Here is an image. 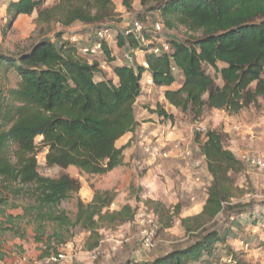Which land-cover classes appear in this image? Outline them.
<instances>
[{
    "label": "trees",
    "instance_id": "16d2710c",
    "mask_svg": "<svg viewBox=\"0 0 264 264\" xmlns=\"http://www.w3.org/2000/svg\"><path fill=\"white\" fill-rule=\"evenodd\" d=\"M134 1L121 3L129 12ZM138 1L146 12L158 13L166 29L182 26L199 36L186 42L168 40L171 51L155 55L151 50L159 45L142 46L133 37L117 32L116 46L126 52L142 51L147 70L127 62L112 65L115 58L105 43L102 57L88 62L76 44L61 40V32L53 39L47 35L53 34L54 26L69 29L77 24L90 25L96 32L92 46L101 24L112 21L111 0H57L46 8L44 0L7 2V26L19 16L36 13L39 38L16 55L0 50V190L23 202L13 205L20 210L14 216L6 215L2 207L1 232L21 240L25 229L30 228L36 243L55 252L73 237L75 229H80L89 234L94 249L100 224L112 226L133 219L129 206L110 212L115 200L111 191H95L87 204L77 198L72 218L60 210L61 203L79 193L81 183L67 174L41 176L35 141L40 139L39 145L46 150L47 168H73L80 175L102 176L121 167L124 147L117 148L116 144L138 126L134 105L142 95L145 71L158 88L174 85V72L180 73L181 86L165 90L163 96L168 105L195 121L212 110L237 115L264 98V0ZM103 64L112 65L114 79L106 78ZM204 67L214 70L221 86ZM9 74L17 78L13 87L6 85ZM155 113L164 120L172 119L159 106ZM203 135L194 143L211 182L200 213L182 220L192 242L151 262L127 264H212L217 259L216 244L237 240L243 234L240 217L249 214L248 221L254 220L251 204L233 203L242 195L233 177L244 166L225 146L220 130L209 129ZM4 200L0 198L1 206ZM149 203L159 224L167 211L160 202ZM222 213L230 224L217 230L212 225Z\"/></svg>",
    "mask_w": 264,
    "mask_h": 264
},
{
    "label": "rangeland",
    "instance_id": "374dc122",
    "mask_svg": "<svg viewBox=\"0 0 264 264\" xmlns=\"http://www.w3.org/2000/svg\"><path fill=\"white\" fill-rule=\"evenodd\" d=\"M8 1L10 0L0 1V50L16 55L22 50L29 48L39 38V31L34 23L37 14L34 13L30 17L19 16L15 22L7 26L6 4ZM111 1L114 12L112 21L109 24H101L99 31L105 29L106 26L112 25L114 27L113 29H107V31L110 35L108 47L112 57L115 58V64H126L124 58L126 51L116 46L117 32L124 34L126 28L134 21H139L148 30L146 35L149 43L153 45L166 44L171 39L186 42L190 38L199 36V34L189 33L182 26H176L172 30L166 29L159 14L146 12L138 0L133 2L132 9L129 12L122 6L121 0ZM56 3L57 0H44L43 8L52 7ZM156 23L161 26L159 33H153L151 30L152 25ZM57 32L62 33L61 40L74 43L77 48L90 46L96 34L92 26L77 24L69 29L54 26L53 34H49L47 37L53 39ZM97 55L99 58L102 57V53L85 57L89 61L92 59L90 57L97 58ZM143 56L144 54L138 53L137 60L142 61ZM111 66L107 65L104 71L107 79H113ZM204 68L215 83L221 86V79L215 74L214 70L209 67ZM174 73L176 81L173 89H177L181 86L183 78L180 73ZM16 82L17 78L15 75L9 74L6 85L13 87ZM163 92L164 89L162 88L145 86L141 95L144 97L137 103L136 112L151 105H157L162 108L164 106L162 102ZM170 122L171 125L167 124L165 126H169V129L172 127L171 131L173 132L174 130L181 137V142H179L182 145L183 143L187 144L183 146L189 147L191 155L184 160L178 159V162L174 165L171 164L173 168L166 169V174L162 173V171L158 172L162 165L156 162L159 160L156 159L154 163L157 165L153 164L157 168L153 178L156 191L154 196H152L153 198L146 201L141 198L145 192V189H141L143 188L141 182L148 177L145 176L148 167L145 164L146 158L139 155V150L135 154V160L125 168H119L118 173L88 176L78 174L73 168L66 170L47 168L44 162L46 150L39 145L40 139L37 138L35 141L38 145L37 163L38 172L41 176L54 178L67 174L79 179L81 183L79 193L61 203L58 207L71 218L76 212V199L79 198L83 203L87 204L92 200L95 191H111L115 194L113 208L111 210L110 207V212L117 211L123 206H129L133 210V216L141 203L147 209L154 211L153 206L149 202H160L167 213L159 220L158 231L151 248L143 247L141 228L133 224V219L125 223L117 222L112 226L100 224L98 237L95 238L98 241V245L94 249H91L92 240L89 239V234L80 229H75L73 237L57 248L55 252L46 250L42 244L36 243L33 239L32 230L30 228L25 229V225L22 224L21 227L26 230V236L21 240L12 236L9 232L0 231V264H16L18 259L23 256L28 259L42 260L57 253L63 254L64 260L54 264L147 263L174 249L187 247L192 240L190 235L184 232L182 220L195 216L200 211V206L205 201L204 195L207 193L208 185L211 182L206 175L204 164L198 156L194 140L197 137L202 140L203 134L209 129L220 130L224 135L225 146L227 148L234 146L237 149L234 154L244 166V170L233 177L235 185L242 191V195L233 200V203L251 204L253 208L251 214L254 216L253 221L256 222L253 225V221H248L249 214L240 217L243 225V234L239 235L237 240H230L225 244H216L214 254L217 259L212 264H236V262L264 264V170L251 168L240 160L242 153L251 152L264 161V98L260 99L255 106L237 115H228L225 112L211 114L208 111L195 121L189 114L176 112L174 116L172 115ZM160 123L159 125H161ZM234 126L239 127V133L231 131ZM202 129L203 131H198ZM155 136H159V133ZM123 143L124 141L122 140L119 145ZM148 144L143 143L142 146ZM140 146L138 143V147ZM146 157L150 158L147 155ZM175 167H179V169ZM0 198H6L4 204L2 206L0 204V210L4 207L6 215L14 216L20 213L19 209L13 208V205H22L23 202L20 199L12 198L3 191L0 193ZM229 224L230 219L226 217V214L222 213L216 217L212 226L217 230H221V228L227 227ZM165 226H168V228ZM242 243L249 246L248 250L241 246Z\"/></svg>",
    "mask_w": 264,
    "mask_h": 264
},
{
    "label": "built area",
    "instance_id": "2783aa9c",
    "mask_svg": "<svg viewBox=\"0 0 264 264\" xmlns=\"http://www.w3.org/2000/svg\"><path fill=\"white\" fill-rule=\"evenodd\" d=\"M153 33H159L161 31V26L159 24H153L152 27ZM151 32V31H150ZM148 33V30L144 28V26L139 21H134L131 23L126 31L124 32L125 36H131L134 38V40L142 45V46H148L149 40L146 37ZM110 38V35L108 34L107 30H101L97 33V41L90 47H81L79 48V53L83 56H94L98 53H102L101 48L102 44L105 43L108 45V40ZM171 51L170 46L166 43L160 44L157 47H154L151 52L155 55H160L162 53H169ZM142 51L135 50V51H127L124 54L125 61L129 65L138 64L139 66H142L145 70H147V65L145 61L138 62L137 57L138 53H141ZM143 53V52H142ZM141 86L142 90H144L145 86H153L152 80L145 71L142 75L141 79ZM198 131H203L198 130ZM231 131L233 133H239V127L234 126L232 127ZM174 149L180 154L177 155L178 158L187 159L191 155V150L189 147H182V144L178 141L174 144ZM142 151L145 155L149 156L153 160L156 159H168L169 158V151H165L162 148H160L157 145L148 144L142 146ZM240 160L244 163H246L251 168H257L258 170H264V161H262L258 156L253 155L251 152H244L240 155ZM143 201H146L147 199H151L149 194L146 192L141 197ZM133 224L139 226L141 228V237H142V245L145 248H151L153 246L154 238L156 236V233L158 231V219L157 216L149 209H147L144 204H140L138 206L137 212L135 213L133 217ZM241 246L248 250L249 246L247 244H241ZM64 260V255L61 253L50 255L47 258H44L42 260L38 259H28L27 257L23 256L18 259L16 264H54L58 263Z\"/></svg>",
    "mask_w": 264,
    "mask_h": 264
},
{
    "label": "crops",
    "instance_id": "0c3cea01",
    "mask_svg": "<svg viewBox=\"0 0 264 264\" xmlns=\"http://www.w3.org/2000/svg\"><path fill=\"white\" fill-rule=\"evenodd\" d=\"M88 47H90V46H88ZM141 54H143V53L141 52ZM90 58H92V59L89 60L88 62H92L94 59H100L98 55H97V58H94V57H90ZM142 61H145L144 56L142 57ZM138 62H141V60ZM112 65L121 66L122 64L121 63L115 64V62H113ZM221 66L222 65H220V67ZM105 68H107V65L103 64L102 69L105 70ZM113 79H114V77H113ZM153 87H155V86H153ZM156 88H158V87H156ZM162 89H164V91L165 90H173V85L169 88H162ZM142 97H144V96H141L136 101V103L134 105L135 118H136V121L138 123V126L136 127V129L133 133H129V134L125 135L116 144L117 148L124 147L123 165L121 167H118V168L114 169L113 171L107 173L106 175L116 174L119 172L118 171L119 168H125L128 164H131L132 161L135 160V158H136L135 154H136L137 150H139V155L143 156V158H146L145 164L148 167L147 168L148 171L145 175L146 177L147 176L148 177L145 181L141 182L142 187H143L141 189L142 190L145 189L144 191L147 194H149V196L152 199L153 198L152 196H154V193L156 191L155 190L156 185H154V183H153L154 175L157 172V168L155 166H153V164H155L154 162L156 160H153V159L146 157V155L143 153L142 147H141L143 145V143H145V144L152 143L153 145H157L165 151H169V158H168L169 160L168 159L167 160H160L159 159L156 161V162H159L160 165H162L161 166L162 168H159L158 172L162 171V173L166 174V169L173 168L172 165L176 164V162H178V159H182V160H184V159L178 158L177 155L180 154V152H178L174 149L175 142L176 141L179 142L181 140L180 139L181 137H179L178 134L174 130H173V132L171 131L172 127H171V129H169L170 128L169 126H167V127L165 126L167 124L171 125L170 120H164L162 117L158 116L157 113H155L157 105H155V106L151 105L149 107H144L143 109H139V112H136L135 107ZM162 102L164 104V106H162V109L167 114L174 116V113L178 112V110H176L173 107H171L170 105H168V103L164 99V96H162ZM209 112L211 114L215 113V112L224 113L222 111H216V110H212ZM159 123L161 125H159ZM157 133H159V136H155ZM122 140L124 141V143L119 145L120 141H122ZM138 143L141 145L140 147H138ZM183 145L186 146L187 144L183 143ZM183 145H182V147L184 148L185 146H183ZM228 149L233 153H236V151H237V149H235L234 146L231 148H228ZM175 160H177V161H175ZM202 162L204 164L203 160H202ZM155 165H157V164H155ZM175 168L179 169V167H175ZM204 169H205V165H204ZM205 172H206V169H205ZM206 175L208 176L209 180H211L208 173ZM208 187H209V185H208ZM204 196L206 198V194ZM205 198H204V200H205ZM203 204H204V202L202 203V205ZM202 205L200 206V211H201ZM112 208H113V204L111 206V210H112ZM200 211L198 213H196V215L199 214Z\"/></svg>",
    "mask_w": 264,
    "mask_h": 264
}]
</instances>
